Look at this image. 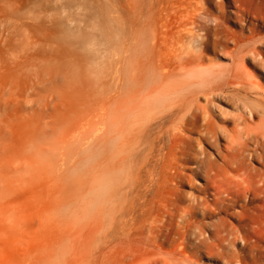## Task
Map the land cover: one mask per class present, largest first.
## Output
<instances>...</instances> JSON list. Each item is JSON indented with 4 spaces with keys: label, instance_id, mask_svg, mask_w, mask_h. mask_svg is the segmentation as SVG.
Masks as SVG:
<instances>
[{
    "label": "bare ground",
    "instance_id": "obj_1",
    "mask_svg": "<svg viewBox=\"0 0 264 264\" xmlns=\"http://www.w3.org/2000/svg\"><path fill=\"white\" fill-rule=\"evenodd\" d=\"M206 7L0 0V228H23L2 240L0 264H200L201 246L223 256L264 241V85L245 64H264L262 27L255 15L233 40L234 68L207 65L221 14L208 26ZM217 101L242 113L217 124ZM195 128L215 159L190 148ZM187 163L214 200L178 211L157 192L182 186Z\"/></svg>",
    "mask_w": 264,
    "mask_h": 264
},
{
    "label": "rangeland",
    "instance_id": "obj_2",
    "mask_svg": "<svg viewBox=\"0 0 264 264\" xmlns=\"http://www.w3.org/2000/svg\"><path fill=\"white\" fill-rule=\"evenodd\" d=\"M207 12L210 14L208 18L205 20V24L208 26L214 25V19L213 16H217L221 14L220 18V27L217 30H210L209 39L206 44V50H205V57H206V64L207 65H218L225 68H231L235 66V63L233 62L232 57L229 55L228 52H230L234 48V42L235 40L237 42L238 38L243 35H248L250 33V29L252 28V25L249 23L252 21L255 15L259 18L258 25L262 27L260 30L259 38L261 41H264V0H205ZM220 6V7H218ZM218 7V8H217ZM238 9L240 12H237ZM220 13H219V11ZM214 33V34H213ZM213 34V35H211ZM211 35V36H210ZM218 40H217V36ZM256 37V36H255ZM217 40V41H216ZM217 42V43H216ZM228 43V44H226ZM259 43L257 42V45ZM256 45V46H257ZM264 45V44H263ZM259 47V46H258ZM264 51V46H262ZM261 49V48H260ZM251 58V59H250ZM258 59V58H257ZM246 67L249 70V72L255 77V80L262 83L264 85V64L257 62L256 60L252 59V57H248V60L246 61ZM250 101H254L253 97L249 98ZM201 104H204V100L200 101ZM217 109L215 110L214 116L216 118L214 119L217 124H222L219 118H229L234 115H238L242 113V108L236 109L235 106L230 101H226L225 103L217 101L216 104ZM240 109V110H239ZM243 112L245 115H248L249 111L248 109H244ZM219 121V122H218ZM228 127H231V124H228ZM199 128V127H198ZM195 128V132L188 133L187 137L189 139V146L192 147V150L198 151L202 150L201 152H205L209 154L213 159L216 158V148L211 147V145L206 142V139L203 137L205 131L200 128ZM199 132H198V131ZM203 137V138H202ZM206 142V143H205ZM221 144L224 143V140L218 141ZM218 143V144H220ZM214 148V149H213ZM214 150V151H213ZM215 155V158L213 157ZM217 163H222L221 160L216 159ZM258 163V162H252V164ZM193 165V166H192ZM196 163H187L184 165V170H182V175L185 177L184 184L180 187H178L176 190H173L172 188L168 187L166 188L165 185L161 184L160 182V188L158 189V196L160 197H174L172 200V207L174 210H184L187 206L191 205L194 199L196 198H204L210 203L214 200L213 196V189L211 187L207 188L205 190V193H203L202 189L204 187V177H202V174L195 173L193 169H195ZM32 169V170H31ZM26 169L24 173H27L28 175L24 177L25 174L18 175L15 180L14 184L19 186L25 185L29 182L30 178L34 176V174H37L39 170L36 168ZM34 170V171H33ZM32 177H30L29 173ZM34 173V174H33ZM194 173V174H193ZM20 176V177H19ZM122 174L121 171L116 175L115 179L121 178ZM21 180H18L19 178ZM23 177V178H22ZM30 177V178H29ZM17 179V180H16ZM24 180V181H23ZM18 181V182H17ZM22 181V182H21ZM168 190V192H167ZM171 191V192H170ZM175 191V192H173ZM161 193V194H160ZM166 193V194H165ZM171 193V195H170ZM173 193V195H172ZM14 202V203H13ZM9 207L11 208V205L13 208V214H10L11 219L16 216L17 212L15 211L18 209L16 204H23L19 201H13ZM16 203V204H15ZM15 204V205H14ZM7 207V209L9 208ZM9 208V211L11 210ZM239 210V207H236L234 210ZM8 211V210H7ZM6 211V212H7ZM10 211V213H12ZM8 213V212H7ZM198 220H202L201 216H197ZM216 217H211L210 219H204V222L211 223L212 221H215ZM16 224V223H15ZM15 224H11L13 227ZM10 225V226H11ZM5 230V228L0 226V248L3 246V242L6 240V238L11 239L13 237L22 236V226H15L13 229ZM6 228V229H7ZM18 228V229H17ZM10 233V234H9ZM208 235V233H206ZM206 235V236H207ZM176 237V236H174ZM3 240V242H2ZM210 243V240H208ZM209 247L211 248V245H205L201 246L198 249V258L200 264H264V241H259L256 244H250L247 247L244 246L242 241L236 242L232 247H227L224 249V255H219L217 251L215 250L210 251ZM234 255V261L230 263L228 261L229 255ZM237 256V257H236ZM75 264H88V258L83 257L80 260H78Z\"/></svg>",
    "mask_w": 264,
    "mask_h": 264
}]
</instances>
